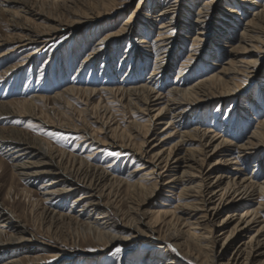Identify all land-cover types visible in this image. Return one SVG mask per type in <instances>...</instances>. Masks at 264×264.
<instances>
[{"label": "bare ground", "instance_id": "6f19581e", "mask_svg": "<svg viewBox=\"0 0 264 264\" xmlns=\"http://www.w3.org/2000/svg\"><path fill=\"white\" fill-rule=\"evenodd\" d=\"M3 1L21 4L23 10L29 2ZM40 1L45 9L67 10L69 21L47 17L45 25L22 27L14 38L0 34V47L16 39L13 48L0 54V61L38 43L43 49L64 30L75 32L83 25L104 19L108 23L117 22V15L127 4L126 0ZM222 1L138 0L126 22L117 31L95 41L83 60V64L95 63L104 51L108 58L110 46L124 41L129 47L125 59L132 54L135 59L153 60L150 77L144 82L99 91L71 86L51 99L32 96L23 101L0 102V111L14 109L11 117L27 118L29 126L41 125L78 133L82 140L95 147L94 155L110 146L141 162L140 168L123 180L109 175L105 168L95 166L87 157L54 148L44 138L32 137L17 128H0V146L11 153L15 175L30 184L46 180L40 187L41 202L31 201L34 197L31 190L24 191L32 206L33 228L50 235L55 222L68 224L75 230V238H72L75 245L79 239L92 244L94 251L87 255H92L94 260L114 243H135L142 239L145 246L154 249L145 255L143 264H264V179L260 182L255 176L264 166V116L257 121L256 113L251 110L258 107L256 98L264 96V86L255 87L262 84L257 81L259 75H264V2L227 0L242 8L241 11L226 10L227 14L222 11ZM147 2L148 13L143 14ZM187 2L196 5L195 12L188 9ZM243 12L247 16L245 19ZM164 18L168 21L161 22ZM142 25L152 33L154 31V39L137 38V27ZM193 29L196 30L195 37L181 65L183 70L176 73L175 79L185 78L196 65L194 62L203 56H212L207 65H215L216 71L186 87H173L167 93L158 91L165 75L174 73L176 50L181 49ZM213 36L217 42L206 45ZM224 38L227 46L222 44ZM216 48L226 59L220 67L213 55ZM36 53L26 55L25 62L0 72L5 78L20 72L28 60L32 63ZM103 94L108 96L107 100ZM98 95L99 101L93 104ZM250 97H254V101ZM49 99L57 108H48ZM81 103L80 110L76 109L75 105ZM114 103L120 104L124 113L131 115L130 120L125 121V128L111 126L116 123ZM228 103L231 106L227 118L235 114L247 123L256 120L251 132L248 131L245 137L240 134L236 144L232 141L233 131L225 129L227 118L220 125L219 133L187 124L193 110L205 116V111L218 106L219 114ZM74 110L79 111L80 119L74 116ZM246 113L252 119L246 117ZM216 117L217 113L214 121L219 124ZM170 139L172 143L168 145ZM230 152H235V157L229 164ZM210 158L215 159L207 166ZM248 164H253L251 175L244 172ZM119 189L126 191L130 202L117 212L114 198ZM13 192L11 186L8 198H12ZM75 193L80 194L73 201L78 208L74 214L72 210L69 213L53 211L46 205L53 200L64 202ZM164 193L174 196L175 207L159 211L155 218L145 215L142 207L151 205L153 198L167 197ZM159 205L168 207L169 203ZM162 217L169 220L164 221ZM17 219L0 201V251L37 247L52 253L54 264L79 257L74 254L69 257L68 252L77 250L68 251L49 240H41L35 229ZM44 222L50 224L47 230ZM162 224L161 234L157 236V228ZM172 229L174 234H171ZM239 231L243 234L237 237ZM134 247L132 244L123 257H132ZM217 247H220L219 253L215 251ZM226 254L230 256L226 257ZM40 259L36 256L25 262L14 257L0 264H40Z\"/></svg>", "mask_w": 264, "mask_h": 264}, {"label": "rangeland", "instance_id": "374dc122", "mask_svg": "<svg viewBox=\"0 0 264 264\" xmlns=\"http://www.w3.org/2000/svg\"><path fill=\"white\" fill-rule=\"evenodd\" d=\"M126 1L127 4L123 7L121 13L116 17V19L118 18L116 20L117 22L108 23L107 20L104 19L101 21H95L94 24L83 25L80 30H77L75 32H71V29H67L57 34V37L43 49L41 48V44L38 43L34 46L27 47L22 51H18L17 53H15L16 55L11 54V57L8 55L5 59H2L0 62L3 65L0 66V70L16 65L17 63H23L25 62L24 57L26 55L37 52L33 57L32 63L28 62V60L24 69L20 72H13L14 75L12 74L8 78H5L3 72H0V78L2 80L0 81V102H9L12 100L23 101L28 100L32 96H41L51 99L62 90L71 86L82 89L95 88L99 91L112 88H126V86L128 85L131 86L136 85L140 82H144L146 78L150 77V73L153 69V60H143L141 58L135 59L134 57H131L132 54L127 59H125L124 54L127 50H129V47H127L128 44L124 41L120 45L115 44L110 46V48L108 49V58L105 55L107 54V51H104L97 62L83 64V60L90 53L92 45L95 44V41L117 31L119 27L129 18V12L131 9L135 8L138 0ZM254 1L258 3L264 2V0ZM40 2V0H29L28 4L26 5L27 7L23 10L20 7L21 4L5 3L3 0H0V34L4 37L11 36L12 38H14L19 29L22 27H27L29 25H45L47 17L59 19L64 22L69 21L70 17L67 10L45 9L41 6ZM222 2L220 4L221 8H224V10L222 11L227 14L228 12H226V10L234 9L236 11H241L242 9L239 5H234L227 0H223ZM148 5L149 3L147 2L146 6L143 8V14L148 13ZM187 7L191 12H195L196 10V5H194L192 2H187ZM156 14H158V12ZM231 15L236 14L231 13ZM246 17V14L243 12V18L245 19ZM166 21L168 20L164 18L161 22ZM137 33V38L139 40H143V38H145L146 40H152L155 38L154 31L152 33L150 30L145 28L144 25H142L141 28L140 26L137 27ZM195 33V29L189 31V34H187V39H185L183 46H180L181 49L176 50V54L174 57L175 60L173 62L174 73H171V75H165V79L162 80L159 88L157 87L158 91L167 93L168 90L173 87H186L190 83L200 80L201 78H204L205 76L210 75L211 73L216 71L217 67L215 65H207L208 63H210V59L212 58V56H203L200 59L196 60V62H194L196 63V65L191 70H189L188 75H186L185 78H182L181 80L175 79L176 73L183 70L181 65L188 56V50L191 48V41L195 37ZM15 40L13 43H7L0 47V54L7 51L9 47L13 48L16 45ZM223 40H221L224 42H222V44H226L225 46H227V40H225V38ZM216 42L217 40L215 39V36H213L206 43V45L210 46L212 43ZM139 45L140 47L142 46V44ZM38 47L41 48L42 51ZM226 49L229 50L230 48L228 47ZM142 51L143 50H141V52ZM213 55L217 57L218 62L216 63L219 67L226 60L224 54L220 50H218V48L214 50ZM123 60H125L126 63L123 62ZM258 80H260L262 84L259 83L261 85L255 86L257 87L256 89L264 86V75H259L257 81ZM107 97V95L103 94L104 100H107ZM50 99L48 100V108H52V106H55ZM254 99V97H250V100L254 101ZM256 99L257 100H255V102H257L254 103L258 107H252L251 110L253 111V113H256V115L254 116L258 121L264 116V112L262 113V110H264V96ZM97 101H99V95L96 97V99H94L93 104H96ZM230 106L231 103H228L224 108L221 109V111H219V114L217 112L218 106L209 108V110L208 107H206L205 109H207L208 111H205V116L193 110L187 119V124L193 128L199 127L203 131L211 129L212 131H215V133H219V131H221L220 125L224 124L223 122L224 119L227 118L226 116ZM55 107L57 108V106ZM75 107L76 109L80 110V108L82 107V103L75 105ZM113 109L116 114V123L114 125L113 122L111 126H113V128H116L119 125L122 128H125L127 124L125 121H129L131 115L124 113L123 107L118 103L113 104ZM55 110L56 113H58V110ZM12 112H15V110L12 108L7 111H0V128H17L24 131L25 133H28L32 137L39 136L41 138H44L49 143H51L54 148L66 152V154H74L76 156L89 158L92 164L105 168L109 175L119 179H128L132 171L140 168L141 162L138 160V158L134 159L132 156H128L127 154H120L117 149L110 146H107L102 153L94 155L93 153L95 151V147L89 145L88 141L82 140L78 133L61 131L52 127L44 128L41 125L29 126L27 118L21 119L18 118V116L11 117L13 115ZM216 113L218 116L216 117L217 121H221H219V124H216V122L214 121ZM199 115L203 117L200 118ZM245 115H247V113ZM74 116L79 118L80 113L78 110H74ZM246 117L252 119L248 115ZM256 120H253L251 123H247L246 121H243L242 118H239V116L236 117V115L233 114L227 118L225 129H227V131H233L232 141L235 143V141L239 139L238 136L240 134H243V137H245L249 132H251L252 127L256 124ZM142 122L144 123V121ZM160 136L164 135L160 134ZM171 141V139L167 140L168 145L172 143ZM235 144H233V147ZM114 153H118L119 155H114ZM234 155L235 152L229 153V164L233 162V159L235 157ZM11 158V153L0 146V201L4 207L11 209L15 218H18L17 220L24 221L31 229H35L32 226V206L28 202L24 191L31 190L34 194V197L31 199V201L41 202L40 187L42 184L46 183V180L41 182H32L31 184L29 183V181L21 180L15 175ZM214 159L215 158H210L209 162L206 165L208 166L209 164H211ZM252 167L253 164L246 165L244 167V172L246 174L248 173L247 175H251V173L253 172ZM256 174L257 175H253L258 176L257 178L260 182L263 181L264 166L261 170L256 172ZM130 181H132V179H130ZM11 186L14 188V192L12 194V198L10 199L7 196V192ZM117 192L118 194H115L116 197L114 198V200H116L114 209L118 212V210L126 208L127 203L130 202V200L128 199L130 196H128L124 189H119ZM79 194L80 193H75L72 197L64 202L62 200H53L46 205L53 211L69 213V211L72 210L71 213L74 214L76 213L78 208L73 205V201ZM167 194L168 193L163 194V196L167 197L153 198L150 201L151 205L142 207L145 215L155 218L159 211H163V209H173L175 207L176 201L172 199L174 197L173 195L169 196ZM106 199H108V197ZM163 203H169V206L163 207L159 205ZM151 212H154V214H152ZM162 220L168 221L169 219L162 217ZM38 222L39 220L37 221V224ZM43 225L45 230H47L50 224L48 222H44ZM163 225L164 224L160 225V227L157 228V236L161 234V228L163 227ZM233 225L234 224L228 226L226 229H230ZM173 230L174 229H172L171 234H174ZM34 231L40 235V239L43 241L49 240V243L61 246L68 251L77 250L75 251V253L68 252L70 254L69 257H71V254H74L73 256L79 257L73 259H64L60 264H120L123 261L124 264H143L145 255L147 256L148 252L154 250L153 248L145 246L144 242H142V239L141 241H137L135 243L132 241H128L126 243L117 242L114 243L113 246L108 249V251L102 252L100 255H98L97 259L94 260L92 255H87L94 250L92 244L90 245L89 243H85L84 241L79 239L77 241V245H75L73 243L74 241L72 242V238H75V230L72 229V227H69L68 224H56L55 222V224L52 226L50 235L46 233L43 234L38 228ZM7 232L9 233L10 231L7 230ZM126 234H128V232ZM242 234L243 232L239 231L237 233V237H240ZM145 240L147 239L144 238V241ZM132 244H135L134 255L130 257L131 259L123 257L127 253V249H129ZM116 248H120L122 249V251L117 253L115 251ZM215 251L219 253L220 247L215 248ZM36 256H39L41 258L40 264L55 263V260L52 257V253L47 250H39L37 249V247H29L27 249L23 248L21 250L19 249L11 252L0 251V262L14 257L24 259L25 262H28ZM225 256L229 257L230 254H226Z\"/></svg>", "mask_w": 264, "mask_h": 264}, {"label": "snow or ice", "instance_id": "6c2138e0", "mask_svg": "<svg viewBox=\"0 0 264 264\" xmlns=\"http://www.w3.org/2000/svg\"><path fill=\"white\" fill-rule=\"evenodd\" d=\"M114 155H119V154H118V153H114ZM93 251H94V250H93ZM115 251H116L117 253H119L120 251H122V249H120V248H116Z\"/></svg>", "mask_w": 264, "mask_h": 264}]
</instances>
